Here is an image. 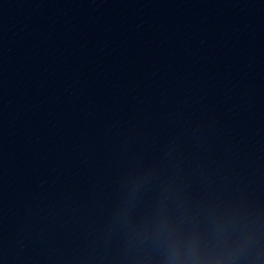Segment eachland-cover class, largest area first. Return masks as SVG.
<instances>
[{
	"label": "clouds",
	"instance_id": "9594fccd",
	"mask_svg": "<svg viewBox=\"0 0 264 264\" xmlns=\"http://www.w3.org/2000/svg\"><path fill=\"white\" fill-rule=\"evenodd\" d=\"M154 179L153 173L145 172L125 184L112 225L126 243L148 245L154 264H248L253 237L236 214L193 206L173 181H161L151 206L141 211Z\"/></svg>",
	"mask_w": 264,
	"mask_h": 264
}]
</instances>
